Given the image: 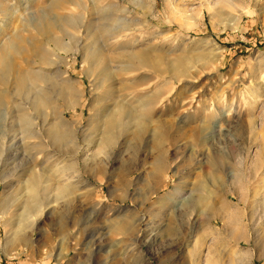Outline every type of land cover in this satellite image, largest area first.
Masks as SVG:
<instances>
[{"label": "rangeland", "instance_id": "rangeland-1", "mask_svg": "<svg viewBox=\"0 0 264 264\" xmlns=\"http://www.w3.org/2000/svg\"><path fill=\"white\" fill-rule=\"evenodd\" d=\"M0 75V264H264V0H0Z\"/></svg>", "mask_w": 264, "mask_h": 264}, {"label": "bare ground", "instance_id": "bare-ground-1", "mask_svg": "<svg viewBox=\"0 0 264 264\" xmlns=\"http://www.w3.org/2000/svg\"><path fill=\"white\" fill-rule=\"evenodd\" d=\"M34 49H36V47ZM31 50H32V48H31ZM34 52H36V51L34 50ZM37 52H38V50H37ZM37 52H36V56H37ZM29 53H30V51H29ZM26 63H27V61H26ZM17 73H21V72L19 71ZM25 77H28V76H25ZM25 77H24V79H25ZM17 79H19L18 80L19 86L22 87V82H23L22 73H21V77H19ZM27 81H28V79H27ZM24 85L25 84H23V86ZM0 86H2V87L3 86H6V81H5V79H4V77L2 75H0ZM31 119H32V117H31ZM31 123H32V121L29 120L28 121V125H31ZM27 127L31 128L30 126H27ZM26 129H27V131H26L27 134L32 133V130L31 129H28V128H26ZM163 131H164L163 128H161L159 126V129H157V139H154L153 142H152V149H154L155 151H161V147H162L161 144H162V140H163ZM140 132L141 131L138 132V136H140L142 134ZM161 168L162 167L160 166V164L159 163H156V165H155V173L159 175ZM30 177L31 178L28 180V182L26 181L28 183L27 184L28 186L26 187V191L25 192L30 197H34L35 194H36V192H35L36 191V188H35V186H34V184L32 182H36L37 179L35 177V171L33 169L30 170ZM156 178L157 177H155L154 175L150 178V185H151V187H156L157 185H159V184L156 183ZM0 184H1V179H0ZM200 204L202 205L203 202H200ZM40 211H41V209L39 210V212ZM208 212H209L208 215H211V218L212 219L221 220L220 218H222L224 220V222H225L226 228L230 229V226L227 223V218H230V216L232 214L229 211H227V209H226L225 206H222V204L221 205H218V206L217 205H214V204L213 205H210V208H209ZM116 229H118V231H120L122 229V225H118V227ZM236 230H235V228L231 227L230 233L231 234H235V231ZM25 244H26V237L25 236L14 234L13 237L11 238V240H9L8 242H6V244H5V253L6 254H9V253L11 254L12 252H16L18 250V247H20V246H23L25 248L26 247Z\"/></svg>", "mask_w": 264, "mask_h": 264}]
</instances>
